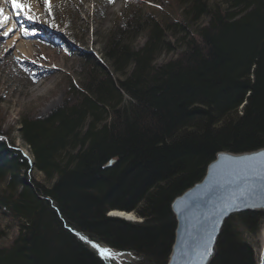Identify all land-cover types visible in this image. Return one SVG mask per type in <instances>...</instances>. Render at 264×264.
<instances>
[{
	"label": "trees",
	"instance_id": "obj_1",
	"mask_svg": "<svg viewBox=\"0 0 264 264\" xmlns=\"http://www.w3.org/2000/svg\"><path fill=\"white\" fill-rule=\"evenodd\" d=\"M162 2H146L151 13L135 5L106 37L101 61L80 55L82 73L67 80L59 106L20 119L48 187L27 183L25 171L20 178L26 160L0 140V212L18 228L0 246V264H106L73 227L131 252L134 264H165L171 201L202 178L217 152L264 147V0ZM109 210L143 222L109 217ZM263 219L257 211L237 216L246 232ZM211 264L255 262L225 225Z\"/></svg>",
	"mask_w": 264,
	"mask_h": 264
},
{
	"label": "rangeland",
	"instance_id": "obj_2",
	"mask_svg": "<svg viewBox=\"0 0 264 264\" xmlns=\"http://www.w3.org/2000/svg\"><path fill=\"white\" fill-rule=\"evenodd\" d=\"M155 1H163L161 6L164 8H168L170 4V0ZM18 2L30 5L36 17L29 20L22 11L13 9L7 2L10 7L9 12H22L19 13L21 17L16 19L18 24L14 30L29 34V38L21 39L31 43L33 54L31 57H19L12 45L5 44L8 38L3 37L2 33L5 29H0V140L5 142L7 148L17 149L26 160L28 169L19 171L20 178L25 171L27 183L35 182L48 187L50 183L46 182L43 174L34 168L30 148L20 136L18 129L20 119L23 116L40 118L59 106L67 91V80L70 78L73 83L77 82L82 73L80 55H92L95 60L101 61L106 37H109L116 28L123 26L128 12L135 5H139L141 9L146 8V11L150 12L151 7L146 2L151 3V0H112V2L109 0H49L47 5L43 3V0H18ZM168 11L176 12L172 9ZM205 23L206 20H202L200 24L205 25ZM48 35L67 43L69 47L64 46L63 43L50 42ZM11 38L12 36L9 39ZM144 40V37L140 35L134 44L140 47ZM171 56H173L172 53L161 54L156 63L161 64ZM112 211L109 210L107 216L110 217ZM257 212L264 214L262 210ZM133 215L135 216L133 220L119 219L130 224L143 222L141 217L134 213ZM237 216L238 214H233L224 221L220 235L225 225L232 226L239 233V238L250 247L255 264H260L259 251L263 244L260 228L262 229L264 225V219L256 232H246L238 225ZM14 222L12 216L0 212V246L10 244L17 235L18 228ZM76 231L70 230L75 239L81 240L79 236H85L92 242L109 247L119 254L114 259L107 260L106 264L135 263L131 252L116 250L107 243L92 238L88 233L77 235ZM220 235L215 244L216 254L211 262L218 253ZM81 243L98 256L88 243L82 240Z\"/></svg>",
	"mask_w": 264,
	"mask_h": 264
},
{
	"label": "water",
	"instance_id": "obj_3",
	"mask_svg": "<svg viewBox=\"0 0 264 264\" xmlns=\"http://www.w3.org/2000/svg\"><path fill=\"white\" fill-rule=\"evenodd\" d=\"M262 154L264 147L242 153L217 152L202 178L171 201L174 231L166 264H209L228 217L264 211ZM114 161L110 159L106 166ZM209 244L212 253L204 260L202 254Z\"/></svg>",
	"mask_w": 264,
	"mask_h": 264
},
{
	"label": "bare ground",
	"instance_id": "obj_4",
	"mask_svg": "<svg viewBox=\"0 0 264 264\" xmlns=\"http://www.w3.org/2000/svg\"><path fill=\"white\" fill-rule=\"evenodd\" d=\"M0 7H3L5 10V15H7L9 17V20L6 22L5 26L3 27L5 29V31H7L8 28H12L13 31L11 33H9V35L7 37L3 36L5 39H7L5 41V44L7 46L12 45L14 52L19 56V57H31V54H33V50L31 48V43L27 40H22L21 38H29V35L25 34L24 32H18L16 29L14 30V28L17 25V22L14 21L15 17L14 14H12V12H9V6L7 3V0H0ZM15 32V33H14ZM12 36L11 39H9ZM120 213H123V215H121ZM112 216L124 219V220H133L135 219V216L133 215V213L131 212H122V211H115L113 210L111 212ZM260 236L262 238V247L259 251L260 256H261V261L262 264H264V225L262 227V229L260 228Z\"/></svg>",
	"mask_w": 264,
	"mask_h": 264
},
{
	"label": "snow or ice",
	"instance_id": "obj_5",
	"mask_svg": "<svg viewBox=\"0 0 264 264\" xmlns=\"http://www.w3.org/2000/svg\"><path fill=\"white\" fill-rule=\"evenodd\" d=\"M7 2L11 4V7L13 9H18L22 11L29 20H33L36 18L35 14L32 12L30 5L19 3L18 0H7ZM109 2H112V0H109ZM43 3L47 5L49 3V0H43ZM8 20L9 17L5 15L4 8L0 7V29H2L5 26ZM12 31H13L12 28H8L7 31H4L2 34L3 36L7 37L9 33H11ZM120 214L123 215V213ZM77 235H79V233H77ZM79 238L85 243H88L96 251L99 258L103 261L114 259L115 256L119 255L118 253L112 251L109 247L101 246L99 243L92 242L89 238L85 236H79ZM212 240H215V237H212ZM211 253H212V247L209 244L208 246L205 247L204 253L202 254V259L207 260V257L211 255Z\"/></svg>",
	"mask_w": 264,
	"mask_h": 264
}]
</instances>
